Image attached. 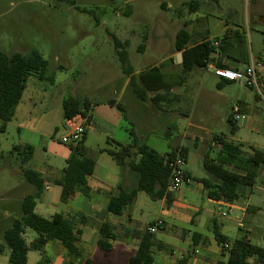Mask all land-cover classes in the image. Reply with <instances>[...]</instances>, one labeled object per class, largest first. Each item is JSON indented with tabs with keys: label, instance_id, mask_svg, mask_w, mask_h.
<instances>
[{
	"label": "rangeland",
	"instance_id": "obj_1",
	"mask_svg": "<svg viewBox=\"0 0 264 264\" xmlns=\"http://www.w3.org/2000/svg\"><path fill=\"white\" fill-rule=\"evenodd\" d=\"M188 1L0 0V51L11 55L27 54L32 49H37L49 63L46 80H39L35 74L29 76L17 115L7 124L5 131H0V230L10 228L14 220L22 216L24 197L35 192V187L25 179L24 170L51 165L62 175L66 164L63 154L69 151L70 146L62 143V138L67 133L63 118V100L66 96L96 105L108 99L116 100L126 109L119 140L125 138L126 130H133L138 138H145L146 144L163 155L182 145L187 148L186 170L197 177L208 176L203 166L204 159L214 160L218 155L215 137L230 136L227 118L234 115L233 109L239 99L248 102L253 100L248 107V122L252 118L253 126L264 128L262 86L259 91L233 83V87L225 91L222 103L209 117L201 116L198 112H193L188 117V112L184 110L174 111L173 102L169 106L171 80L179 81L189 73L183 66H179L176 54V36L179 31L186 29L183 17H188V6L184 4ZM192 1L196 3L199 0ZM173 2L179 3L175 10L170 8ZM201 8L203 15L221 16L224 20H234L243 25L247 33L248 53L251 52V40L255 49L264 53V23L255 20L256 16L264 19L263 0H203ZM249 24L253 29L251 32L247 29ZM114 37L122 43H128L125 49L139 81L145 79L165 84L161 92L163 98H160V104L163 100L164 104L153 109L152 105L147 106L135 97L130 85L126 92L122 90L127 76L122 72L116 54ZM192 44H195L194 38L190 42ZM217 79L206 70L198 72L197 76H190L189 93L185 94L183 105H189L193 100L198 105V97L205 90L209 94L217 93ZM256 96L261 100H256ZM128 101L131 103L130 108L127 106ZM254 107L260 109L253 110ZM240 114L236 115L240 117L237 119L239 131L230 137V141L242 144L244 153L249 155L250 145L261 144L263 136L245 126L246 120ZM20 123H28L29 131H19L17 125ZM32 131L36 133L32 139L34 155L29 163L23 164L21 154L15 147L26 144V141H21L23 133L25 132L28 140ZM187 133L190 137H183ZM196 137L199 140L197 143L194 139ZM86 147L91 155H98L99 150L107 145L90 139ZM103 157L105 167L122 170L110 156L103 154ZM187 188L192 192L187 191L182 205L188 206V210L172 209L184 213L194 223L170 215L167 218L166 213H162L161 202L152 201L146 193L141 192L134 206L136 212L131 215L143 220V224L130 225L127 236L137 238L138 230L142 234L150 225L162 219L167 222V230L154 234L157 242L183 248L191 243L192 234L198 232L208 239V247L218 250L214 224L230 240L248 238L253 245L264 247V168L259 171L252 193L242 195L231 207L209 200L197 182L184 184L179 191ZM247 190L245 188V192ZM179 191L175 192L176 195ZM72 205L74 202L62 203L58 196L51 193V198L46 203L38 200L36 213L48 218L53 210L67 212ZM229 209L232 210L231 213ZM141 211L144 215L140 214ZM198 211L201 213L194 215ZM222 212L227 213V216H221ZM118 233L126 236L125 230ZM38 238L37 232L27 229L28 244ZM53 243L58 242H51L45 247V253L49 257L53 256ZM0 244H3L2 240ZM77 246L80 248L81 243H77ZM82 248L86 254H92L96 249L93 240ZM99 251L104 259L99 262L102 256L96 254L92 259L95 263L111 264L113 259L115 264H127L128 253L107 256ZM154 252L156 264H161V256L165 254ZM6 256V253L0 254V264H9ZM180 258V253L173 257L176 262ZM40 259L41 252L31 249L27 264H37Z\"/></svg>",
	"mask_w": 264,
	"mask_h": 264
},
{
	"label": "trees",
	"instance_id": "obj_2",
	"mask_svg": "<svg viewBox=\"0 0 264 264\" xmlns=\"http://www.w3.org/2000/svg\"><path fill=\"white\" fill-rule=\"evenodd\" d=\"M190 38L186 29L179 31L176 36V51L182 53L184 67L188 71L195 67H206L215 53L212 43L203 42L189 48ZM113 42L122 72L130 77L129 85L138 99L146 101L148 90L157 91L163 88L165 85L163 82L156 83L145 79L139 82L125 49L128 43H122L115 37ZM220 68L227 67L221 66ZM48 69V61L37 49H32L27 54L14 53L11 55L0 51V131H5L7 124L15 117L27 88L29 76L35 74L39 80H46ZM250 88L253 89V87ZM107 104L115 106L124 113L123 107L117 104L114 99L107 101ZM93 105L90 102H80L77 98L66 96L63 100L64 122L76 115H82L88 126L92 119ZM124 118L126 117L124 116ZM236 121L233 115L227 118L230 136H234L238 130ZM87 133L88 131L85 129L82 140L70 144L71 155L62 170L61 178L55 181V184L62 188L60 195L62 203H68L82 187L87 185V178L94 174L96 158L85 146ZM130 133L134 137L132 144L124 146L116 140L108 139L107 147L99 150V153H106L119 166L129 168L136 175L135 183L130 190L120 188L119 193L109 199L107 212L117 216L123 215L141 192L146 193L155 202L165 199L167 206L170 207L174 193L169 190L171 169L168 167L167 161L177 155H181L186 160V151L174 150L163 155L145 143L140 144L133 130H130ZM226 138V136L215 137L214 143L220 146L218 155L214 160L204 159L203 166L210 178L195 179V181L203 184L204 188L208 190L210 199L234 204L241 198L242 188L254 187L259 171L264 167V148L252 147L251 154L246 155L242 144H237ZM15 150L20 152L22 162L26 164L32 160L35 149L31 145L19 144ZM231 167L233 170L230 169ZM23 173L25 179L35 187V192L24 197L22 216L14 220L12 226L4 233V245H0V254H3L6 247L10 250V264H27L29 248L24 235L27 229H32L39 235L35 243L36 248H40L48 242H59L66 249L69 257L77 259L81 256V251L77 246L79 231L62 214H55L48 219L35 212L37 202L45 190V179L41 174L31 169H26ZM79 216L84 218L82 215ZM213 230L218 246L228 256L227 261L223 264H264V247L253 245L248 238L230 240L222 235L215 225ZM99 236L98 248L104 252H110L112 242L116 240L114 227L108 222L102 223L99 227ZM193 238L196 243V239L202 238V235L194 233ZM227 244L229 248H226ZM154 246V234L143 232L140 235L137 252L135 256L131 257L129 264H154ZM37 264H51V259L41 253V259ZM66 264H74V262L70 260ZM86 264L104 263L87 261Z\"/></svg>",
	"mask_w": 264,
	"mask_h": 264
},
{
	"label": "crops",
	"instance_id": "obj_3",
	"mask_svg": "<svg viewBox=\"0 0 264 264\" xmlns=\"http://www.w3.org/2000/svg\"><path fill=\"white\" fill-rule=\"evenodd\" d=\"M264 1V0H263ZM255 2V1H254ZM188 6L187 9V15L183 17V26L189 32L191 38L195 39V44L190 45L189 42V48L195 47L203 42H210L212 43V47L214 48V54L211 57V60L208 62V65L206 67H195L191 70H189L188 74L185 78L180 79L179 81L171 80V85L169 84V106L173 102L174 111H180L182 112H188V117L193 112H198L201 116H211V112L215 110V108L218 107L220 103H222L223 97H225V91L229 88H232V84L235 82H231L222 78L217 77L213 70L215 68H220L221 66L227 67L229 69H237V70H244L245 67L248 65L250 60H263L264 61V53H262L259 49H255V44L251 40L250 44V50L251 52L248 53L246 48L248 49L246 37V28L239 24L238 22L231 20H224L221 16H211L209 14L203 15L202 11V4L203 0L196 1V3L192 0H189L188 2H185ZM179 3L173 2L170 4V8L176 9L178 8ZM260 19V20H259ZM255 20L261 23H264V19L261 18V16H256ZM255 21V22H256ZM247 29L251 32L253 29L251 25L249 24ZM263 42H264V32H263ZM222 37V38H221ZM213 41V42H211ZM176 54H180L176 51ZM182 54V53H181ZM179 66H183V55H182V62H178ZM175 66V64H174ZM185 70L186 67H184ZM135 70V69H134ZM202 70H206L210 74H214L217 79L216 83V89L217 93L209 94L208 91H204L200 97H198V105H196V100H193V102L189 105H183L185 94L189 93V80L190 76H197L198 72H202ZM137 75V72L135 71V76ZM259 80L261 86L264 88V68L259 73ZM130 77H127L126 82L124 84V87L122 90L124 92L127 91V88L129 86ZM140 82V81H139ZM198 82V81H197ZM241 85V84H240ZM248 87V86H247ZM234 88H240L234 86ZM163 89H159L157 91H147V100L142 101V103L146 104L147 106L152 105L153 109H155L156 106H161L164 104V100L162 101V104H160L161 99L163 98V94L161 93ZM135 95V94H134ZM136 97V95H135ZM256 100H261L259 96L255 97ZM239 99V98H238ZM110 99L102 102L100 105H93L91 109L92 119L90 121V124L87 126V136L85 140V146L87 141L90 139H94L97 142H104L107 145L108 139H113L119 142L120 144L124 146H128L133 143L134 137L131 135L130 130H126L125 138H122V140H119V133L123 130V121H125L124 116L126 109L125 107L120 104L119 102L116 103L120 104L123 109L124 113H122L119 109H117L115 106H111L107 104V101ZM253 102V100H242L239 99L236 103L240 107V115L243 120H246L244 125L249 127L252 132H255L257 134H262V142L261 144H253L250 145V148H257V149H263L264 148V128L260 129L259 127L253 126L252 118L250 122H248V116H249V106ZM258 102V101H256ZM130 101L127 102V106L130 108ZM132 108V107H131ZM254 109L259 110V107H254ZM17 115V112H16ZM15 115V116H16ZM236 120L240 117H236V115H233ZM237 126H238V120ZM28 123H20L17 125V129L19 131H23L27 129L29 131V127L27 126ZM26 131V130H25ZM26 131V132H28ZM239 131V126L238 130ZM236 132V133H237ZM35 131H32L30 134V137L28 140H26L25 132L23 133V137L21 141H26L22 145H31L33 146V135ZM36 134V133H35ZM135 136L137 137V141L141 143H145V138H138L137 134L134 132ZM236 135V134H235ZM234 135V136H235ZM127 136V137H126ZM221 136L224 137L225 135H217L216 137ZM183 137L189 138V134H183ZM227 137V136H226ZM228 136L226 139H231ZM195 143L199 142L198 138H194ZM146 144V143H145ZM215 144V143H214ZM148 145V144H147ZM215 147L220 149V146L215 144ZM187 148H185L182 145L176 146L174 150L178 151H186ZM91 153V152H90ZM103 154L106 153H100L98 155H92L96 158V166L94 170V174L87 178V185L85 187H82L80 191L66 204H72L74 202V205L72 207H69V211L67 212H57V210H53V212L49 213L48 219L52 218L55 214H62L66 219L71 221L75 229L79 231V242L81 243V247L79 248L81 251V256L77 259H73L72 257L68 256V253L66 249L58 242L53 243V256L49 257L45 253V247H47L51 242L46 243L45 245L41 246L40 248H36V239L35 241L28 244L26 239V234L24 235L27 246L29 248V251L37 250L41 253H44L46 256H48L51 259V264H66L70 260L74 262V264H86L87 261H93V256L96 254H100L102 256V259L99 262H102L104 257L103 254L99 251L100 249L97 246L98 240H99V227L102 223L108 222L114 227V234L116 235V240L112 242V250L110 252H104L107 256H113V254H121V253H128L129 257L127 259V264H129V260L131 257L135 256L139 243H140V235L141 233L138 232L137 238H130L127 236L129 234L130 225L134 224H143V220H138L135 216L132 217L131 213L136 212V207H134L137 203L136 201L127 208L126 212L121 215L117 216L111 213L107 212V206L109 203V199L113 196H116L119 193L120 188H123L125 190H130L134 183V179L136 175L129 169V168H122V170H118L114 167H105V161ZM251 154V153H250ZM249 154V155H250ZM71 155V151H66L63 154L65 163L69 159ZM210 159V158H208ZM101 162H103L101 164ZM187 162V157H186ZM66 165V164H65ZM119 166V165H118ZM65 166H63L64 169ZM264 168V167H263ZM230 169L233 170L231 167ZM36 171L37 173L41 174L43 178L45 179V190L40 198V201L47 202L48 199L51 198V193L53 195L58 196L60 199L62 188L61 186L55 184V181L61 178L60 171L55 168L54 166L48 165L45 168H36L32 169ZM189 182L186 183V185H190L191 182H196L195 179H208L210 176L207 177H197L191 175V173L187 170ZM135 175V176H134ZM202 189L203 194L208 197V190H206L203 186V184L198 183ZM245 188H248V190L245 192ZM241 190V196L246 194L252 193V188L245 187ZM192 192L190 188H187L185 191H179L178 195L176 193L173 194V202L171 206H167L166 200H161V206H162V213H166L165 216L169 218L170 216H175L178 219H184L187 222H194L191 221V219L186 216L184 213H179L178 210H188V206L183 207L182 205V199L186 195V193ZM209 200H212L208 197ZM213 201V200H212ZM215 202V200H214ZM219 204H225L229 205L230 203H227L223 200L216 201ZM235 204V203H234ZM234 204H230L233 206ZM70 206V205H69ZM176 210H173V209ZM197 208V207H194ZM37 209V205L35 208V212ZM167 209V211H164ZM246 212L248 213V209H246ZM201 211L196 212L194 215L200 214ZM141 215H144V212H140ZM82 215L84 218H81ZM41 216V215H40ZM44 217V216H42ZM45 218V217H44ZM208 223V222H207ZM165 229L162 231L167 230V222L165 221ZM214 228V224H213ZM7 229L0 230V240L3 241L4 233ZM125 230L126 236H120L119 231ZM198 233V232H195ZM200 234V233H199ZM187 235V234H186ZM194 233L192 234V241L191 243L187 244V247H177L169 245V243H162L155 241V246L153 248L154 251H159L160 253H164L165 255L161 256V264H223L227 261L228 256L222 251L221 247H219L218 250L212 249L209 246L208 239L204 237L202 234V238L196 239L193 238ZM188 237V235H187ZM186 237V238H187ZM183 238V237H182ZM185 239V238H183ZM94 241V246L96 249L92 252V254H86L84 248L86 247L89 241ZM78 242V243H79ZM0 245H4L0 244ZM99 249V250H97ZM9 249L5 247L3 254L6 253L7 260L9 262ZM155 253V252H154ZM177 253H180V260L177 262L173 259ZM84 262V263H82ZM28 263V262H27ZM10 264V263H9ZM106 264V263H104ZM111 264H115L113 259H111ZM156 264V259L155 263Z\"/></svg>",
	"mask_w": 264,
	"mask_h": 264
},
{
	"label": "built area",
	"instance_id": "obj_4",
	"mask_svg": "<svg viewBox=\"0 0 264 264\" xmlns=\"http://www.w3.org/2000/svg\"><path fill=\"white\" fill-rule=\"evenodd\" d=\"M264 68L263 60H250L244 70L229 69V68H215L214 74L222 79L242 84L245 86L256 88L260 91L261 84L259 82V73ZM234 115L240 114V107L235 105ZM66 136L62 138L63 144L78 143L83 138L84 130L87 128L86 119L82 115H76L71 119L65 121ZM168 167L171 169V181L169 190L173 193L179 191L182 186L189 182L186 170V160L181 155L167 161ZM231 207V205H228ZM232 210L229 209V213ZM221 216H227V213H220ZM166 227L165 221L162 219L157 220L147 228V232L155 234L157 231H162ZM229 248V245H226Z\"/></svg>",
	"mask_w": 264,
	"mask_h": 264
},
{
	"label": "water",
	"instance_id": "obj_5",
	"mask_svg": "<svg viewBox=\"0 0 264 264\" xmlns=\"http://www.w3.org/2000/svg\"><path fill=\"white\" fill-rule=\"evenodd\" d=\"M178 57H179V62H182V54L180 53V54H178Z\"/></svg>",
	"mask_w": 264,
	"mask_h": 264
}]
</instances>
